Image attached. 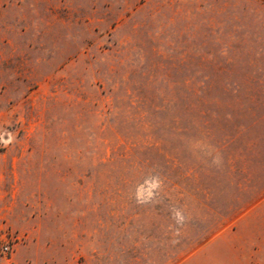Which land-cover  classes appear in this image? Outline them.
<instances>
[{
    "label": "rangeland",
    "instance_id": "1",
    "mask_svg": "<svg viewBox=\"0 0 264 264\" xmlns=\"http://www.w3.org/2000/svg\"><path fill=\"white\" fill-rule=\"evenodd\" d=\"M264 264V0H0V252Z\"/></svg>",
    "mask_w": 264,
    "mask_h": 264
},
{
    "label": "crops",
    "instance_id": "2",
    "mask_svg": "<svg viewBox=\"0 0 264 264\" xmlns=\"http://www.w3.org/2000/svg\"><path fill=\"white\" fill-rule=\"evenodd\" d=\"M0 264H34L27 255L13 251L10 254L0 252Z\"/></svg>",
    "mask_w": 264,
    "mask_h": 264
}]
</instances>
